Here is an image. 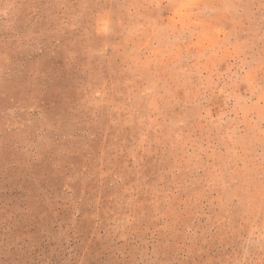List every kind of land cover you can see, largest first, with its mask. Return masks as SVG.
I'll list each match as a JSON object with an SVG mask.
<instances>
[{
    "label": "rangeland",
    "instance_id": "1",
    "mask_svg": "<svg viewBox=\"0 0 264 264\" xmlns=\"http://www.w3.org/2000/svg\"><path fill=\"white\" fill-rule=\"evenodd\" d=\"M0 264H264V0H0Z\"/></svg>",
    "mask_w": 264,
    "mask_h": 264
}]
</instances>
